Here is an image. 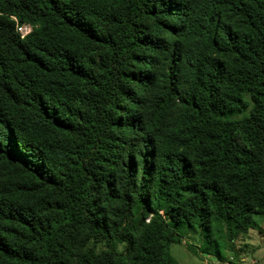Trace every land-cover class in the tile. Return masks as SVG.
<instances>
[{
	"label": "trees",
	"instance_id": "trees-1",
	"mask_svg": "<svg viewBox=\"0 0 264 264\" xmlns=\"http://www.w3.org/2000/svg\"><path fill=\"white\" fill-rule=\"evenodd\" d=\"M257 215L264 0H0V264H234Z\"/></svg>",
	"mask_w": 264,
	"mask_h": 264
},
{
	"label": "rangeland",
	"instance_id": "rangeland-1",
	"mask_svg": "<svg viewBox=\"0 0 264 264\" xmlns=\"http://www.w3.org/2000/svg\"><path fill=\"white\" fill-rule=\"evenodd\" d=\"M236 117L240 118L241 115ZM253 222L255 229L249 230L247 234L240 236L234 242V252L237 258L235 259L234 256L231 258L230 253L226 254L229 262L234 264H251V260H254L256 264H264V228H262L264 217L260 215L254 216ZM198 243L196 236H185L181 244H172L170 246V254L178 264H225L219 263L212 257L203 256L197 252L194 253L195 250L192 251L187 248L189 245L198 247ZM245 258L246 261L242 262Z\"/></svg>",
	"mask_w": 264,
	"mask_h": 264
},
{
	"label": "built area",
	"instance_id": "built-area-1",
	"mask_svg": "<svg viewBox=\"0 0 264 264\" xmlns=\"http://www.w3.org/2000/svg\"><path fill=\"white\" fill-rule=\"evenodd\" d=\"M31 27L28 25L17 26V32L21 35V37L26 36L30 33Z\"/></svg>",
	"mask_w": 264,
	"mask_h": 264
},
{
	"label": "crops",
	"instance_id": "crops-1",
	"mask_svg": "<svg viewBox=\"0 0 264 264\" xmlns=\"http://www.w3.org/2000/svg\"><path fill=\"white\" fill-rule=\"evenodd\" d=\"M260 216H263L264 217V215H260ZM262 228H264V224H262ZM261 228V229H262ZM256 249V248H255ZM255 253V252H254ZM254 253H253V255H254ZM246 261V258L245 259H243L242 260V262H245ZM251 264H256V262L254 261V260H251Z\"/></svg>",
	"mask_w": 264,
	"mask_h": 264
}]
</instances>
